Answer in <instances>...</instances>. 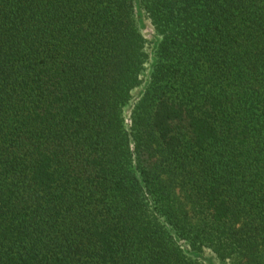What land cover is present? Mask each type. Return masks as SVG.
<instances>
[{"label":"trees","instance_id":"1","mask_svg":"<svg viewBox=\"0 0 264 264\" xmlns=\"http://www.w3.org/2000/svg\"><path fill=\"white\" fill-rule=\"evenodd\" d=\"M143 1L131 153L134 1L0 0V264H264V0Z\"/></svg>","mask_w":264,"mask_h":264},{"label":"rangeland","instance_id":"2","mask_svg":"<svg viewBox=\"0 0 264 264\" xmlns=\"http://www.w3.org/2000/svg\"><path fill=\"white\" fill-rule=\"evenodd\" d=\"M134 1V17L137 26L141 32L144 39V58L143 64L138 75V82L132 88L130 92V97L128 101L123 105L121 115L124 124L125 131L130 140V150L131 153L134 152V141L133 133L135 132L136 121H147V117L151 112V105L149 103V96L147 90L149 89L151 82V71L156 60V50L157 45L160 40V35L154 28L153 22L149 13L147 12L143 0H133ZM134 164V163H133ZM179 187L173 190L172 198L175 202H185V194H183ZM146 192V197L155 213V208L151 195ZM157 216L161 221H164V217L156 212ZM167 229L171 234H175V231L170 225L166 224ZM177 242L180 244L185 253L193 258L198 259L202 264H231L228 260H220L212 251L204 248L200 252H194L189 249L187 243L183 240L176 238Z\"/></svg>","mask_w":264,"mask_h":264}]
</instances>
